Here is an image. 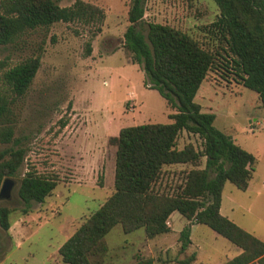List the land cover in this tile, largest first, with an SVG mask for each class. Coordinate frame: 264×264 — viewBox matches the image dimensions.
<instances>
[{
  "label": "rangeland",
  "instance_id": "rangeland-1",
  "mask_svg": "<svg viewBox=\"0 0 264 264\" xmlns=\"http://www.w3.org/2000/svg\"><path fill=\"white\" fill-rule=\"evenodd\" d=\"M76 1L55 0L62 7ZM82 1L104 10L101 33L95 35L93 25L57 23L0 46V96L13 102L15 128L14 141L0 145V152L20 146L27 150L17 174L4 178L13 180L14 189L10 200L0 199V208L11 210L10 230L0 226V264H65L61 247L115 193L117 146L112 139L126 127L170 124L176 113L149 88L144 71L124 48L130 0ZM220 18L214 0H146L141 30L147 34L150 23L169 25L216 55L195 102L202 112L216 115L219 130L256 157L247 191L226 183L221 212L264 242V104L236 76V58L214 26ZM38 56L41 67L33 84L24 96L15 97L5 83L6 72ZM190 144L203 149V139L183 131L178 149ZM198 164L165 166L156 190L177 194L192 169L205 168L206 158ZM29 170L58 180L45 202H33L30 208L18 196ZM168 222L171 232L155 238H148L144 229L126 234L116 226L106 237L108 252L100 260L136 264L142 257L156 264H227L241 253L209 227L192 226L178 213ZM186 227L191 228L192 244L182 251Z\"/></svg>",
  "mask_w": 264,
  "mask_h": 264
},
{
  "label": "trees",
  "instance_id": "trees-1",
  "mask_svg": "<svg viewBox=\"0 0 264 264\" xmlns=\"http://www.w3.org/2000/svg\"><path fill=\"white\" fill-rule=\"evenodd\" d=\"M214 1L221 12L214 26L236 58V76L264 104V0ZM130 2V26L124 36V48L144 71L149 88L158 91L176 113L171 115L170 124L126 127L112 139L117 146L115 193L61 247L64 263L103 264L100 257L108 252L106 237L116 226L121 225L126 234L144 229L148 238H155L171 232L169 218L178 213L192 226H207L241 250L227 264H264V242L221 213L226 183L247 191L256 157L219 130L215 126L216 115L202 112L195 102L216 63V55L189 34L169 25L150 23L144 34L141 25L146 0ZM105 18L103 9L82 0L69 7H62L55 0H1L0 46L14 43L28 31L57 23L93 25L96 35L102 32ZM40 67L38 56L9 69L4 78L11 94L24 96ZM12 104L7 96H0V145L14 141ZM183 131L203 139V149L192 144L178 149L177 141ZM26 156L27 150L21 146L0 152V190L4 178L14 177ZM202 158H206L205 168L192 169L177 194L156 190L165 166H198ZM57 186L56 178L29 170L18 196L30 208L33 202L44 203ZM28 212L29 209L24 210L25 214ZM10 216L9 208H0V226L6 231L11 228ZM180 239L182 251L187 250L192 244L190 227L181 232ZM136 264L156 263L140 257Z\"/></svg>",
  "mask_w": 264,
  "mask_h": 264
},
{
  "label": "water",
  "instance_id": "water-1",
  "mask_svg": "<svg viewBox=\"0 0 264 264\" xmlns=\"http://www.w3.org/2000/svg\"><path fill=\"white\" fill-rule=\"evenodd\" d=\"M14 189V182L10 178H6L3 182L1 191H0V199L1 200H10L12 197V191Z\"/></svg>",
  "mask_w": 264,
  "mask_h": 264
},
{
  "label": "built area",
  "instance_id": "built-area-1",
  "mask_svg": "<svg viewBox=\"0 0 264 264\" xmlns=\"http://www.w3.org/2000/svg\"><path fill=\"white\" fill-rule=\"evenodd\" d=\"M168 225H169V222H168Z\"/></svg>",
  "mask_w": 264,
  "mask_h": 264
},
{
  "label": "crops",
  "instance_id": "crops-1",
  "mask_svg": "<svg viewBox=\"0 0 264 264\" xmlns=\"http://www.w3.org/2000/svg\"><path fill=\"white\" fill-rule=\"evenodd\" d=\"M222 213V212H221Z\"/></svg>",
  "mask_w": 264,
  "mask_h": 264
}]
</instances>
